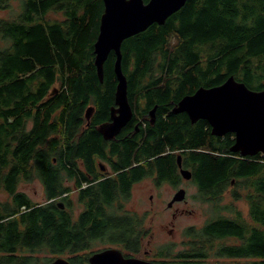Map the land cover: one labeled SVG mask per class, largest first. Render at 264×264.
I'll return each mask as SVG.
<instances>
[{
    "label": "trees",
    "instance_id": "trees-1",
    "mask_svg": "<svg viewBox=\"0 0 264 264\" xmlns=\"http://www.w3.org/2000/svg\"><path fill=\"white\" fill-rule=\"evenodd\" d=\"M19 1L22 11L15 17L0 16V193L8 196L0 200V264H34L31 254L42 250L51 255L68 252L72 263H79L80 253L91 250L87 242L105 237L100 225L85 239L71 214L54 204L36 207L18 187L37 178L51 183L54 177L46 163L56 158L68 164L74 158L73 134L68 133L83 121L78 118L86 105L114 96L115 53L105 62L103 82L94 64L104 2ZM8 6L9 0H0V8ZM51 10L62 12L64 19L46 20ZM173 37L178 44L171 49ZM122 54L130 97L148 98L151 105L164 104L166 97L180 99L200 86L220 85L231 75L262 90L264 0H190L165 24L154 23L124 40ZM177 133L183 141L184 130L179 127ZM206 136L209 131L202 125L194 129L196 142ZM83 154H91L89 139ZM192 158L200 165L198 177L205 186L224 177L245 178L240 183L245 193L236 189L234 196L245 199L250 209L248 218L240 211L219 213L198 234L190 230L192 248L179 254L181 264L205 263L211 256L264 264V156L238 160L194 151ZM134 232L130 224L126 251L132 254L139 251ZM226 238L240 243L226 244ZM161 255L164 260L157 264H175L168 261L170 251Z\"/></svg>",
    "mask_w": 264,
    "mask_h": 264
},
{
    "label": "flooded vegetation",
    "instance_id": "flooded-vegetation-1",
    "mask_svg": "<svg viewBox=\"0 0 264 264\" xmlns=\"http://www.w3.org/2000/svg\"><path fill=\"white\" fill-rule=\"evenodd\" d=\"M55 89L57 88H54V91ZM182 98L166 97L162 99L164 104L154 102L151 105L148 98H131L129 95L132 117L111 138H106L100 128L113 122L112 111L119 108L115 102V91L112 98L105 99L107 105L97 99H91L84 113L79 115L78 121H83L78 123L77 129L69 130L68 133L73 134L68 136L73 138L70 143L75 150L74 158L68 164L56 158H53L52 164L46 163L54 180L48 183V180L37 178L45 198L43 203L34 202L36 207L54 204L71 214L77 227L85 231V239L90 237L89 231L94 225H100L99 230L102 231V236H105L103 241H108L106 236L118 232V241H108L118 247L86 250L80 253L83 257L80 256L79 263H72V255L65 252V258L69 259L71 264H91L90 257L94 253L108 248L121 250L125 257H136L141 253L142 247L145 248L144 239L147 232L144 225L147 215L169 216L175 219L193 213L191 202L197 194L201 201L218 202L220 197L229 192H233L231 196H234L236 189H239L240 193L244 190V186L238 182L245 178L238 176L224 177L209 186L201 183L198 177L200 165L192 158L194 151L228 155L238 160H252L253 156L244 157L240 153L230 151L236 139L235 132L215 135L212 134V126L208 120L199 119L192 122L187 112H175ZM88 107L93 108L90 119L86 117ZM153 109L154 115L151 113ZM115 115L118 116L119 113L116 112ZM200 125L209 131V137L196 142L194 129ZM179 127L184 130L183 141L178 140ZM62 138L67 139L65 136ZM88 139L91 143L90 156L83 154L84 144ZM257 155L264 156V153ZM182 170L190 171L191 177L186 178ZM20 186L21 191L30 198L22 189L24 184L20 183ZM147 190L150 191L148 194ZM181 190H184V195L179 194ZM146 194L150 204L148 208ZM178 195L183 196V199H178ZM161 199L164 201L162 207L159 203ZM142 205L145 207L139 209ZM249 209L248 207V212ZM130 224L135 231V245L139 248V251L133 254L126 251ZM93 241L87 243L91 246Z\"/></svg>",
    "mask_w": 264,
    "mask_h": 264
},
{
    "label": "water",
    "instance_id": "water-1",
    "mask_svg": "<svg viewBox=\"0 0 264 264\" xmlns=\"http://www.w3.org/2000/svg\"><path fill=\"white\" fill-rule=\"evenodd\" d=\"M190 0H103L99 33L94 43V64L100 82L104 80V65L111 52L115 53L114 73L117 79L115 102L119 108L112 111L113 122L100 128L106 138L117 134L133 111L129 103L128 79L122 68V44L124 40L147 30L157 23L165 24ZM58 91L55 89V92ZM93 108L88 107L86 117L90 119ZM118 112V116L114 114ZM175 112H187L192 120L206 119L212 126V134L224 135L235 132L236 139L230 151L242 156L264 153V90H254L245 82L231 75L224 83L212 87H199L194 93L185 95ZM155 113V109L151 112ZM181 164V161H180ZM186 178L191 172L182 170ZM179 194L184 195V190ZM183 199V196H177ZM91 264H157L138 257H125L116 248L94 253ZM37 264H71L69 259L58 257L50 262Z\"/></svg>",
    "mask_w": 264,
    "mask_h": 264
},
{
    "label": "rangeland",
    "instance_id": "rangeland-1",
    "mask_svg": "<svg viewBox=\"0 0 264 264\" xmlns=\"http://www.w3.org/2000/svg\"><path fill=\"white\" fill-rule=\"evenodd\" d=\"M22 11L19 0H9V6L5 8H0V16L1 17H15V15ZM64 19V14L57 10H51L46 16V20L48 21H61ZM178 44V38L173 37L170 41L171 49ZM31 124H29V127ZM37 180V179H36ZM241 181L238 182L240 184ZM22 189H24L30 196V198L35 203H43L44 202V192L41 188V184L39 180L24 182L22 183ZM21 190V186H20ZM150 191L147 190V194ZM245 193V191H241ZM146 194V208L150 206L148 202V197ZM233 192H229L224 197H220V200H213V202L201 201L198 199V194L194 198V201L191 202L193 209L192 214L181 215L177 218H172L169 216H156L151 217L148 216L145 218L144 228L147 232V237L144 239V246L142 247L141 253L136 255V257L141 259H146L149 261H161L164 260V257L161 255V251L167 252L170 251L172 257L169 258V262H174L175 264H181L183 259L179 257V254L187 253L191 250V245L189 242L192 241L191 236L189 235L190 230H196L195 234H198L197 229H202L207 221L219 213L224 216L234 215L236 212L240 211L244 218H248V204L245 199L239 198L236 199L234 196H231ZM245 195V194H244ZM244 197V196H243ZM8 196L5 193H0V200L7 199ZM245 198V197H244ZM162 199L159 201L162 207L163 202ZM145 206H139V209H143ZM190 228V229H189ZM189 229V230H188ZM172 230V232H170ZM188 230V231H187ZM117 239L118 232L115 231L113 234L106 236L107 239ZM226 244H238L240 243L237 240L232 238H226L223 240ZM220 242L217 241V244ZM118 247L117 245H113L108 241H103L102 239L94 240L91 243V250H100L106 247ZM167 249V250H166ZM166 250V251H165ZM33 258H35L37 264L38 262H48L54 260V258L62 256L65 257L67 254H50L48 250H42L37 253H32ZM166 258V257H165ZM39 259V261H38ZM174 260V261H173ZM254 259H240V260H229L222 258V260H218L217 258L211 256L206 259L205 263L201 264H250Z\"/></svg>",
    "mask_w": 264,
    "mask_h": 264
}]
</instances>
